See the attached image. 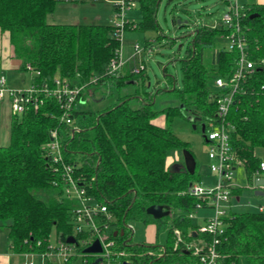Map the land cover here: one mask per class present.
<instances>
[{
  "label": "trees",
  "instance_id": "trees-1",
  "mask_svg": "<svg viewBox=\"0 0 264 264\" xmlns=\"http://www.w3.org/2000/svg\"><path fill=\"white\" fill-rule=\"evenodd\" d=\"M58 1L0 0V27L21 59L22 69L30 70V65L39 72L33 74L32 84L53 86L57 76L65 77L84 85L82 97L88 89L94 90L109 81L118 89L128 83L135 84L136 89L119 94L101 109L77 108L76 129L60 121L61 109L52 97L45 98L38 108L29 105L21 116H13L11 142L0 146V225L8 228L12 249L17 253L44 251L53 237L66 240L74 234L71 209L77 202L62 195L60 183L54 184L61 179V173L53 169L44 153L51 130L58 128L66 136L65 160L76 165L74 174L83 179L88 193L115 214L114 223L124 233H112L111 237L117 240L119 248L128 251L132 264H199L193 252H185L181 245L175 247V230L179 229L186 241L203 239L214 244L215 237L195 234L198 225L187 216L202 201L187 193L192 183L191 172L181 166L183 162L167 165L172 151L183 148L192 152L171 124L176 116L184 115V109L199 119L193 120L196 128L203 119L218 116L211 81L232 71L238 52L220 47L208 57L206 49L214 46L216 37L228 35L230 28L223 24L196 26L187 55L182 59V87H176L173 81L166 90L173 92L180 104L155 109L153 93L145 89V68L118 77L108 73L119 47L112 25L49 22L48 16L55 11ZM159 2L142 0L137 31L157 28ZM243 5L240 23L248 53L253 58H264V3ZM262 82L264 67L258 68L251 83ZM161 115L168 125L156 120ZM229 119L235 124L231 142L237 164L246 167L252 180L263 161L255 154V148L264 147V102H256L250 92L241 95L231 108ZM238 190L235 186L233 193ZM152 205L169 207L170 216L174 209L178 210L164 249L159 244L131 241L125 229L128 219L159 223L163 217L155 219L147 212ZM225 220V233L215 243L220 255L217 264H239L243 257L248 264H264V210L231 209ZM74 247L77 255L70 264H75L85 249L80 241ZM86 257L88 260L83 259L80 264H93L90 256Z\"/></svg>",
  "mask_w": 264,
  "mask_h": 264
},
{
  "label": "built area",
  "instance_id": "built-area-1",
  "mask_svg": "<svg viewBox=\"0 0 264 264\" xmlns=\"http://www.w3.org/2000/svg\"><path fill=\"white\" fill-rule=\"evenodd\" d=\"M65 3H107L113 9V36L118 40L119 47L115 56L110 61L108 73L113 77H118L124 73L126 64L133 62L129 68V73L136 74L145 68L142 62L143 52L146 44L138 39H132L130 51H128L125 34L127 31L138 29L141 19L142 0H59ZM229 1V10L222 17V24L230 28V33L225 36L229 41L226 49H235L238 52L232 71L227 75H218L214 79L213 98L216 101L218 116L213 119H206L205 141L208 144V157L212 160L211 171L218 175L216 186L205 188L199 183H191L187 193L202 199L197 207L188 217L194 219L199 208H211L213 213L203 216V222L196 228L195 234H210L215 237L214 244H209L206 240L200 242L186 241L179 229L175 230V247L181 245L184 249L193 252L199 264H217L220 257L215 243L219 236L225 233V216L232 209L233 188L237 186L233 182V174L237 166V158L232 147V134L235 124L230 121L229 114L233 105L241 95L248 92L256 98V102H264V82L252 84L258 73V68L264 67V58H253L247 50L246 37L242 31L240 17L244 15V5H240L236 0ZM150 44V43H149ZM152 49V44H150ZM140 59H142L140 61ZM30 70L31 66L28 65ZM34 73H39L38 71ZM84 85L73 83L71 80L57 76L54 85L45 84L38 87L35 84L27 89L11 90L6 87V77L0 76V101L9 94L11 98L12 111L15 115L21 116L29 105L38 108L45 98L52 97L58 102L61 113L60 121L67 125H72L74 129L78 127L74 123V111L81 102ZM61 130L54 128L51 130V138L44 145V153L49 157L50 164L56 172L61 173V179L54 181L55 185H62V195L76 200V205L72 207V222L74 226V236L76 243H70L63 239H58V244L51 243L44 251L31 250L19 253L20 264H37L41 258V264L54 261L56 264H70L71 259L77 255L74 244L78 241L85 248L92 245L95 240H99L102 250L95 253H80L75 264H80L86 256H90L93 264H123L124 261L132 262L127 256L128 251L119 248L117 240L112 238V233L120 230L114 223L116 216L107 204L99 202L88 193L86 184L80 176L74 174L75 164L67 162L64 157L66 149V136L61 134ZM258 177L264 178V161L260 163L257 171ZM259 210L263 211L264 206L260 205ZM86 234V237L77 238L78 235ZM127 243V241H125ZM162 249H164L163 245ZM99 260L95 262L97 259ZM181 264V263H177ZM236 264V263H232Z\"/></svg>",
  "mask_w": 264,
  "mask_h": 264
},
{
  "label": "rangeland",
  "instance_id": "rangeland-1",
  "mask_svg": "<svg viewBox=\"0 0 264 264\" xmlns=\"http://www.w3.org/2000/svg\"><path fill=\"white\" fill-rule=\"evenodd\" d=\"M236 0H232L235 3ZM243 5L247 0H237ZM230 3L225 0H160L157 12V28L147 31H127L125 34L126 44L129 47L132 39H138L146 45L142 60L145 65L146 83L145 89L153 93L155 98V109L180 104L174 93L168 90L175 81L176 87H182V59L187 55L189 42L193 39L192 32L198 25L220 26L222 17L229 10ZM181 20L179 24L177 21ZM48 21L53 23H100L111 24L113 22V9L107 3H65L57 2L55 11L48 16ZM185 22V23H184ZM229 47V41L225 37H216L214 46L206 49L210 57L216 48ZM165 69L163 70V68ZM26 76L25 89L31 86V75L29 69L23 71ZM168 75V76H167ZM173 80H171V79ZM211 86L215 88L214 82ZM136 85L128 83L118 89L113 82L103 85L94 94L87 95L86 101H81L78 109L97 110L106 107L115 101L119 94L135 92ZM184 115L176 116L172 121L174 132L188 142L196 158L195 173L190 174L193 183H199L205 188L216 186L218 175L211 171L212 160L208 157V144L205 141L207 120L198 122L197 128L193 127V116L188 110H183ZM159 123L168 125L169 122L161 115L156 119ZM178 154L180 161L184 163L183 148L172 151L171 155ZM255 154L264 159V147L255 148ZM233 182L239 186L240 195L233 194L232 201L241 203V206L233 208V211L258 210L260 205L264 206V195H257L254 189V182L248 178V172L243 164H237L233 174ZM252 182V183H251ZM50 194L47 193V196ZM46 196V197H47ZM238 196V197H237ZM240 197V199H239ZM249 201V202H248ZM248 202V203H246ZM246 203V205H244ZM178 210L174 209L173 214L164 216L159 223L128 219L125 227L127 233L132 236L133 242H149L152 244L164 245L167 243L169 230L172 227V220ZM211 208H199L193 224L199 225L203 222V216L212 214ZM169 217V219H167ZM120 237V236H119ZM52 243L58 244V238H52ZM41 264V258L38 263ZM239 264H248L246 259L241 258Z\"/></svg>",
  "mask_w": 264,
  "mask_h": 264
},
{
  "label": "crops",
  "instance_id": "crops-1",
  "mask_svg": "<svg viewBox=\"0 0 264 264\" xmlns=\"http://www.w3.org/2000/svg\"><path fill=\"white\" fill-rule=\"evenodd\" d=\"M245 3H264V0H247V2H244L243 4ZM92 4H97V3H92ZM141 18H142V10H141ZM127 48L128 51H130V45ZM132 63L133 62H129L128 64H126L124 73L129 71V68L132 65ZM23 71L24 70L22 69L21 59L15 55L9 37L2 32L0 27V76L4 75L6 77V87H8L11 90L25 89L24 86H26L27 80H26V76H24ZM32 76L33 75H31V81H32ZM111 82L113 81H109L107 84ZM101 87L102 86H99L94 90L92 88L88 89L85 95L82 97L81 101L85 102L87 99V95L94 94ZM13 116L16 115L12 111L10 95L7 94L4 97V99L0 101V146H8L11 142V126H12ZM262 160L264 161V159ZM180 162L181 161L177 153L175 156L171 155L170 157L167 158L168 166L174 165L176 163L178 164ZM257 177H258L257 173L254 174L252 182L255 183V179ZM254 189L256 190L255 184H254ZM262 189L264 190V187H262ZM236 195L238 196L240 195L239 190L238 193H236ZM246 203H244V205H246ZM241 205H242L241 203L233 202L232 210L233 208H236ZM20 260H21V256L19 255V253L15 252L12 249L11 238L9 236L8 228L3 225H0V264H20Z\"/></svg>",
  "mask_w": 264,
  "mask_h": 264
},
{
  "label": "water",
  "instance_id": "water-1",
  "mask_svg": "<svg viewBox=\"0 0 264 264\" xmlns=\"http://www.w3.org/2000/svg\"><path fill=\"white\" fill-rule=\"evenodd\" d=\"M179 24L182 23L181 20L177 21ZM185 23V22H184ZM165 69V67L163 68V70ZM195 121H199V119L194 118ZM193 127L196 128V124H193ZM184 153V163L181 164V166H184L189 172L193 173L195 172V168H196V158L194 156V154L190 151V150H183ZM262 187H264V178L261 177H257L255 179V193L257 195H264V190L262 189ZM170 208L169 207H164L163 205H152L147 209V212L149 214H151L155 219H160L164 216H167L170 214ZM121 234L124 233L123 230L120 231ZM115 235L118 234V231H115L114 233ZM132 239V236H131ZM67 241L70 243H76V238L74 236H69L67 238ZM102 250L101 245L99 240H95V242L86 247L84 249V252L86 253H95V252H100ZM185 252L189 253V250L183 249ZM99 260V258L95 261L97 262ZM123 264H132V262H128V261H124Z\"/></svg>",
  "mask_w": 264,
  "mask_h": 264
}]
</instances>
